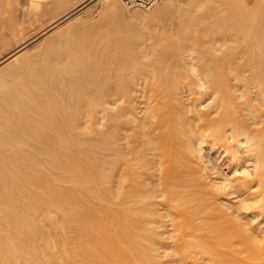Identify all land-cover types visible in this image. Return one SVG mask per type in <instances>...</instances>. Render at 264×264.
I'll return each mask as SVG.
<instances>
[{"label": "bare ground", "instance_id": "obj_1", "mask_svg": "<svg viewBox=\"0 0 264 264\" xmlns=\"http://www.w3.org/2000/svg\"><path fill=\"white\" fill-rule=\"evenodd\" d=\"M0 1L15 40L0 58V264H264V19L238 0L233 17L214 19L222 29L200 9L188 7V22L176 0L151 12L123 0ZM94 1L117 24L142 21L120 38L152 39L143 63L120 51L96 61L97 18L83 13ZM168 20L184 30L175 43L163 38ZM205 25L226 30L222 48ZM60 33L74 41L68 55L55 49Z\"/></svg>", "mask_w": 264, "mask_h": 264}, {"label": "rangeland", "instance_id": "obj_2", "mask_svg": "<svg viewBox=\"0 0 264 264\" xmlns=\"http://www.w3.org/2000/svg\"><path fill=\"white\" fill-rule=\"evenodd\" d=\"M8 0H6L5 2H7ZM65 1V0H64ZM67 1V4L69 3V5H70V3H71V0H66ZM66 1H65V3H66ZM163 1L164 0H161L158 4H156L154 7L156 8V7H159L161 4H163ZM193 1H195V0H176V3H179L180 5H181V9H184V11H185V13H184V11H182L181 13H184V14H181V16H188V14H186V12L188 13L189 12V8H195V9H192V10H197V11H199L198 9H200V11L202 10L203 12H202V15H204V17L203 18H206L207 16L209 17H207L206 19H209L208 20V22H210V21H216V20H214V19H217V17L218 18H221L222 17V19H223V17H225L226 16V18L224 19V20H222V19H220V20H222V22H224L226 19H227V17L229 18V15L231 16V15H233V14H229V12H227L228 10H229V8H230V6L232 5L233 6V4L234 3H232V4H230L229 2H231V1H233L234 2V0H226V2H225V0H213V1H211V0H198V2L199 1H201L200 3L201 4H199V3H197L196 1H195V3H197L195 6H194V2ZM222 1V2H221ZM224 1V2H223ZM238 1H242V6H241V8H243V9H240V10H246L247 12L246 13H244L243 15L245 16V17H250V18H256V19H260V18H262V19H264V0H238ZM1 2V1H0ZM95 2H97V1H94V3ZM125 1L123 0V4H124V8L126 9L127 8V10H130V11H133L135 8H136V10L137 9H139V10H143V11H145V12H151V11H153L154 9V7H151V8H145V7H140V6H137V7H132V8H130V7H128V6H126V4L124 3ZM162 2V3H161ZM194 3L192 6L190 5L191 3ZM203 2L206 4V5H204L203 4ZM214 2V3H213ZM63 3V2H62ZM61 3V4H62ZM212 3V4H211ZM226 3H228V4H226ZM1 4H5L4 2H2ZM67 4H65V5H67ZM72 4V3H71ZM93 6H92V5ZM215 4V5H214ZM230 4V5H229ZM6 7H8V4L6 3ZM63 5V4H62ZM89 5H91L92 7H89L88 6V8L85 10V11H83V13H84V18H89V16H96V18H97V20H96V23H95V27H96V25H97V27H96V29L95 30H93V32H95L96 33V35H95V37H96V39H102L101 37H105V36H107V35H109L110 37L111 36H113V37H115V35H116V39H117V41H122V36L124 37V35L123 34H125V33H127L125 30H127L126 29V27H130L131 25V28L130 29H133V25H139V23H142V21H138V19L134 22L135 24H132L133 23V21H132V23H130L131 25H124V26H126L125 27V30H124V26H122V24H117L115 21H113V19L112 18H108L107 16H106V14H101V15H103L104 17L102 18V17H100L101 15H99V11H101L102 9L100 8L101 6H99V3L97 2V3H95V5L93 4V3H90ZM159 5V6H158ZM200 5V6H199ZM202 5V6H201ZM210 5V6H209ZM196 6H199V7H197L196 8ZM2 7H5V6H0V8L2 9ZM5 7V8H6ZM11 7V5H9V8ZM189 7V8H188ZM208 7V8H207ZM210 7V8H209ZM235 7H236V5H235ZM239 7V6H238ZM238 7L236 8V9H238ZM5 8H3L4 10H6ZM186 8V9H185ZM188 8V9H187ZM207 8V9H206ZM211 8H213L214 10H216V8L218 9V10H220L218 13H216V15H214V10H213V12H212V10H211ZM0 10V14H1V18H0V20L1 19H3L4 17H7L6 16V14H7V12H6V14H5V16L3 17V15H4V10ZM11 9H12V7H11ZM152 9V10H151ZM203 9H205V10H207L206 12L203 10ZM232 9V11H233V8H231ZM10 10V9H9ZM188 10V11H187ZM191 10V9H190ZM208 10H210L209 12H210V14L208 13ZM223 10V11H222ZM197 11H191L192 13H194V15L197 13ZM199 11V12H200ZM238 11V10H237ZM3 12V13H2ZM190 12V13H191ZM234 12V11H233ZM9 13V12H8ZM189 13V15H190V17L191 16H193V15H191ZM205 13V14H204ZM236 13L237 12H235V17L237 16L236 15ZM239 13V12H238ZM241 13V15H242V12H240ZM11 14H13V13H11ZM98 14V15H97ZM113 14V13H112ZM201 14V13H200ZM199 13H197L196 14V16H198L199 18L201 17V15H200ZM209 14V15H208ZM227 14H228V16H227ZM200 15V16H199ZM207 15V16H206ZM196 16H193V18H194V20L197 18ZM217 16V17H216ZM243 16V17H244ZM10 17H12V16H10ZM9 16L7 17V18H10ZM14 17V16H13ZM111 17V16H110ZM116 17V16H115ZM115 17H114V14H113V18L115 19ZM119 17V16H118ZM201 17V18H202ZM231 17H233V16H231ZM239 17H241V16H239ZM98 18H100L99 20H98ZM183 18V17H182ZM182 18H180V16H179V18H177V19H181V22H182ZM185 18H187V21H188V18H189V16L188 17H185ZM185 18H184V21H185ZM193 18H191V19H193ZM11 19V18H10ZM112 21H111V20ZM118 19H120V18H118ZM205 19V20H206ZM261 19V20H262ZM4 20V19H3ZM9 20V19H8ZM16 20H19V19H15V21ZM116 20V19H115ZM133 20H135V19H133ZM190 20V19H189ZM15 21L13 20V22L15 23ZM20 22H23L22 20H19ZM19 21H17L18 23L17 24H19L20 22ZM122 21V20H121ZM129 21H131V20H129ZM128 20L126 21L127 22V24H129L128 22H129ZM196 21V20H195ZM195 21L194 22H192V20H190V23L192 22L193 24L195 23ZM219 21V20H218ZM218 21H216V25H219L220 26V24H218V23H220V22H218ZM1 22V21H0ZM13 22L11 23V24H13ZM125 22V23H126ZM139 22V23H138ZM168 22V24H166ZM170 22V20H168V21H166V25L168 26H166L165 28V30H164V32H162V33H164L165 34V36L167 35V33H168V35L166 36V37H163V38H165L164 40H167L166 38H168V36H169V39H168V41H167V43L169 42V43H171V41L173 40L174 41V43H175V41L176 40H178L176 37L174 38V35L172 36V34L174 33V34H178L179 32H181L180 31V26L178 27V29H176V27H175V23H174V25H173V23H172V25H171V23H169ZM186 22V21H185ZM189 22V21H188ZM221 22V23H222ZM3 23V25H0V58L2 57V55H6L14 46H15V43H14V39L12 38H10V34H9V30L7 29V28H5L4 29V24L6 23V24H8V22H5V20L2 22ZM2 23H0V24H2ZM72 23V22H71ZM137 23V24H136ZM187 23V22H186ZM185 23V24H186ZM189 23V24H190ZM191 23V24H192ZM197 23V22H196ZM206 23V22H205ZM213 23V25H214V22H212ZM10 24V25H11ZM124 24V23H123ZM184 24V26H189L188 25V23L185 25ZM190 24V25H191ZM192 24V25H193ZM120 25H121V27H120ZM164 24L162 23L161 24V26H163ZM197 25H200V24H197ZM203 25V24H202ZM207 25H209V23L207 24ZM212 25V26H213ZM216 25H214V26H216ZM226 24H224V26H225ZM2 26V27H1ZM12 26V25H11ZM173 26V27H172ZM222 26H223V23H222ZM5 27H7V26H5ZM8 27H10L9 25H8ZM22 27H23V24H22ZM122 27H123V29H122ZM160 27V26H159ZM196 27V25L194 26V28ZM203 27H204V25H203ZM205 27H206V25H205ZM209 27H211V26H209ZM209 27L207 28L206 27V29H207V31H204V30H206V29H204V30H200V31H204V32H208L207 34L208 35H210L211 34V37H212V39H215V41H216V39H217V42L218 43H216V46L215 45H213L212 43H210L211 45H210V47L212 46V47H217V45L218 46H222L223 47V42L222 41H224V40H220V39H224V35H222V34H219V33H217L220 29H215L214 30V28L212 29V28H210L209 29ZM1 28H3V29H1ZM135 28H137V26L135 27ZM199 28H201V25H200V27L198 26L197 28H195V30H196V32H197V30L199 29ZM220 28H221V26H220ZM162 29V31H163V28H161ZM202 29V28H201ZM222 29V28H221ZM59 30V29H58ZM124 31V33L122 32V31ZM129 30V29H128ZM127 30V31H128ZM176 30H179V32L178 31H176ZM225 30V29H224ZM219 31V32H224L225 33V31ZM254 30V31H253ZM252 31L253 32H255V31H259V30H256V29H253ZM134 31H135V29H134ZM159 30H157V31H155V32H158ZM216 31V32H215ZM230 31V30H229ZM233 31V30H232ZM232 31H230L231 33H234V32H232ZM111 32V33H110ZM137 32V31H136ZM135 32V33H136ZM184 32V30L182 29V32L181 33H183ZM195 32V33H196ZM204 32L203 33H200V35H202L203 34V38H204ZM123 33V34H122ZM159 33H161V32H159ZM180 33V34H181ZM195 33H193V34H195ZM198 33V32H197ZM196 33V34H197ZM210 33V34H209ZM65 33H60V35L57 37V38H60V41H59V44H56L55 43V45H57L56 46V48H55V46H53V49H50L52 52H53V56H55L54 54H56V56H57V52L58 51H60V53H62V52H64V54L66 55L68 52L70 53V49H71V52L73 51V46L72 45H74V41L73 42H71V41H68L69 39L68 38H65V35H64ZM113 34V35H112ZM121 34H122V36H121ZM164 34H162V35H164ZM170 34H171V36H170ZM179 34V35H180ZM126 35V34H125ZM198 35H199V33H198ZM215 35V36H214ZM63 36V37H62ZM109 36H107V37H105V38H107L108 39V37ZM120 38H118V37ZM195 36H197V35H195ZM213 36L215 37V38H213ZM219 36V39L217 38ZM100 37V38H99ZM193 37H194V35H193ZM192 37V38H193ZM197 37H201V36H197ZM223 37V38H222ZM63 38V39H62ZM112 38V37H111ZM161 38V40L163 39L162 37H160ZM202 38V39H203ZM208 38H209V36H208ZM68 39V40H67ZM176 39V40H175ZM201 39V38H200ZM205 39H207V38H205ZM11 40V41H10ZM13 40V41H12ZM64 40V41H63ZM71 40V39H70ZM80 40L83 42L84 41V39L83 38H80ZM97 40V51H100L101 49H102V51H100V52H98V57H96L95 59H96V61L98 62V60L100 59L99 57H101V59H100V61H99V63L100 64H103V65H111L110 63H107L106 64V60H107V62H108V60H109V62H110V60L113 58V60L115 61H118V58L120 57V55H121V57L119 58L120 59V62H124L125 64H135V62L136 61H134L133 60V58H134V56H135V60H137V59H139V61H137L136 63L139 65L140 63H143V61L142 60H140V59H142L141 57H143V56H145L146 57V55H148V52L149 53H151V48L153 47V49H154V45L152 44V39H150L149 37H148V35H144V36H142L141 38L139 37V38H133L132 40H131V38H130V41H129V39L126 41V44H125V42L124 41H122L121 43H118V42H114L113 40V38L111 39L112 41V46H111V42H110V44L108 43V41H106L107 42V44L108 45H104V44H106L105 43V40L104 41H98ZM125 40V39H124ZM164 40H163V43H164ZM9 41V42H8ZM66 41H68L69 43H70V45H69V43L68 42H66ZM172 41V42H173ZM180 41H181V39H180ZM66 42V43H65ZM100 42H101V44H103V46H105L104 48H102V45L100 44ZM124 42V43H123ZM161 42V41H160ZM166 42V41H165ZM11 43V44H10ZM14 43V44H13ZM45 43H47V42H44V43H41L42 45H40V47H38V50H41V52H39L38 50H37V52H36V54L38 53L39 55H42V58L44 57H46V56H48V55H45V56H43L44 54H43V48H45L46 49V46H47V44L48 43H50V42H48L47 44H45ZM72 43V44H71ZM114 43V44H113ZM116 43V44H115ZM163 43H161V44H163ZM167 43H165L166 44V49H167V53H168V55H171L172 56V54H173V51L175 50V48L176 47H174V48H172L173 50H171V47L174 45V43L173 44H171V45H167ZM168 43V44H169ZM191 43H194V45H197V44H195V40H194V42H193V40L190 42V45H191ZM13 44V45H12ZM44 44V45H43ZM100 44V45H99ZM119 44V45H118ZM124 44V46H122ZM246 44V43H245ZM50 45H51V43H50ZM113 45H115V46H113ZM118 45V46H117ZM127 45V47L125 48V46ZM194 45H191V46H193V47H196L197 48V46H194ZM244 44H242L241 45V48H242V46H243ZM11 46V47H10ZM68 46V47H67ZM101 46V47H100ZM144 46V47H143ZM175 46V45H174ZM208 46V45H207ZM220 46V47H221ZM108 47V48H107ZM111 47H113V48H111ZM162 46H160V48L158 49L159 51L162 49V48H164V47H162ZM168 47V48H167ZM221 47V48H222ZM245 47V46H244ZM247 47V46H246ZM52 48V47H51ZM54 48L57 50L58 49V51L57 52H55V50H54ZM60 48V49H59ZM179 48V47H178ZM200 47H198V49H199ZM251 48H255V46L253 47V46H251L250 47V49ZM48 46H47V51H48ZM69 49V50H68ZM100 49V50H99ZM106 49V50H105ZM107 49H108V51H107ZM115 51H114V50ZM119 49V50H118ZM121 49V50H120ZM152 49V50H153ZM157 49V48H156ZM155 49V50H156ZM180 49V48H179ZM246 49V48H245ZM64 50H66L67 51V53H65L66 51H64ZM104 50V51H103ZM111 50H113V52H115V53H113V52H109V51H111ZM124 50V51H123ZM127 50V51H126ZM136 51L135 52V55H134V53L132 52V51ZM148 50V51H147ZM171 50V51H170ZM178 50V49H177ZM47 51H44V53L45 54H49ZM62 51V52H61ZM118 51H120L119 52V54H118ZM123 51V52H122ZM128 51H130V52H132V54L130 53V52H128ZM157 51V50H156ZM156 51H155V53L152 51V53H154V57L153 58H155L156 59V57H159L160 55V53H161V56L163 55V53H162V51L161 52H157L158 53V56H156L157 55V53H156ZM176 51V50H175ZM193 51V50H192ZM50 52V51H49ZM127 52L129 53V54H127ZM147 52V53H146ZM6 53V54H5ZM51 53V52H50ZM59 53V52H58ZM68 53V54H69ZM102 53V54H101ZM67 54V55H68ZM111 54V55H110ZM114 54L116 55V54H118L116 57L114 56ZM127 54V55H126ZM146 54V55H145ZM60 55V54H59ZM102 55V56H101ZM106 55V56H105ZM110 55V56H109ZM113 55V56H112ZM126 55V56H125ZM174 55V54H173ZM193 55L195 56L196 55V51H193ZM49 56L51 57V55L49 54ZM48 56V57H49ZM64 56V55H63ZM103 56H104V58H103ZM128 56V57H127ZM137 56V57H136ZM141 56V57H140ZM164 56V55H163ZM166 56V55H165ZM164 56V57H165ZM47 57V58H48ZM65 57V56H64ZM111 57V58H110ZM43 58V59H44ZM97 58H98V60H97ZM110 58V59H109ZM115 58V59H114ZM117 58V59H116ZM122 59V60H121ZM123 59H126V60H124L123 61ZM128 59V60H127ZM191 58H188L187 60H188V62H189V64H191V63H195V64H197V63H199V61L197 62V61H191L190 60ZM42 60V59H41ZM46 60V59H45ZM112 60V62L111 63H113L114 61ZM239 61V63H243L244 64V62H245V59L243 58H241V59H239L238 60ZM115 63V62H114ZM192 65V64H191ZM22 79V77H19V76H17L16 77V79H14V81L15 82H17L18 81V83L20 82L18 79ZM20 79V80H21ZM184 95H185V97L187 98V96H188V91H187V89L184 91ZM188 102V101H187ZM207 145H205V144H203L201 147H202V153H204V151L206 150V151H208V149H209V147H210V145H208L207 147H206ZM215 149V148H214ZM205 151V152H206ZM217 153H219L218 155H220L221 154V159H220V162L222 163V164H225L226 166L227 165H229L228 164V160L225 158V153H224V151H223V149L222 148H220V149H217ZM224 154V155H223ZM232 168V167H231ZM218 176V175H217ZM171 227V228H170ZM169 230L170 229H172V226H169V228H168ZM167 229V230H168Z\"/></svg>", "mask_w": 264, "mask_h": 264}, {"label": "built area", "instance_id": "obj_3", "mask_svg": "<svg viewBox=\"0 0 264 264\" xmlns=\"http://www.w3.org/2000/svg\"><path fill=\"white\" fill-rule=\"evenodd\" d=\"M126 6L132 8V7H145V8H151L154 7L156 4H158L161 0H124Z\"/></svg>", "mask_w": 264, "mask_h": 264}]
</instances>
